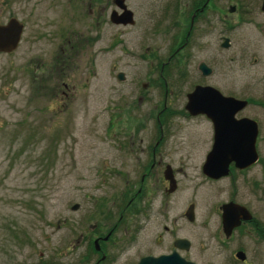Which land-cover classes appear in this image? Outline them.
<instances>
[{
	"label": "rangeland",
	"instance_id": "rangeland-1",
	"mask_svg": "<svg viewBox=\"0 0 264 264\" xmlns=\"http://www.w3.org/2000/svg\"><path fill=\"white\" fill-rule=\"evenodd\" d=\"M80 2L83 4L85 0H0V24L13 17L23 25L18 47L9 54L0 52V264H91L90 225L96 221L103 225L106 221L103 213L111 208L112 219L107 225L104 223L109 227L120 210L118 202L112 201L114 195L119 196L126 188L125 178L136 180L134 161L122 156L137 147H130L128 140L124 143L127 137L115 135L138 128L137 123L126 121L122 115L125 106L129 102L135 106L137 95L143 96L142 102H138L142 107L162 106V90L156 93L139 85L146 77L147 66L139 56L143 48L137 50L131 44L132 35H126L127 44L111 48L96 65L91 61L89 48L83 45L74 58L66 59L65 63L60 59L58 72L54 71L51 66L55 65L56 56L67 50V41L72 45V32L87 26L88 18L81 16L77 6ZM229 2L224 0L223 4ZM248 2L255 6L252 23L232 28L224 25L227 46L221 47L219 39L215 44L214 33L209 34L211 40L206 41L204 50L199 47L205 42H197L201 53L198 50L194 54L191 64L196 68L202 56L212 69L204 82L224 95L251 102L239 115L248 116L257 124L258 159L248 172L247 177L253 180L248 198L245 189H240L239 194L249 200L253 217L262 227L264 15L256 9L261 0ZM139 32L138 28V36ZM131 33L136 36L135 29ZM102 35L101 31L99 37ZM152 35L143 36L140 45L154 44ZM155 37L157 45H166L167 35ZM101 44L102 39L98 45ZM119 71L124 75L122 81L114 76ZM191 74L193 79L188 85L176 87L171 93L175 110L184 102L189 84L197 78L202 80L199 74ZM60 82L67 85L66 97L61 98ZM140 117L143 118L137 116ZM173 124L183 125L179 119ZM187 128L195 137L176 143L179 147L197 148L196 153L191 151L193 160L209 148L212 129L207 121L191 123ZM119 154H123L120 161ZM120 162L128 164L123 171L125 178L118 175V166H113ZM225 186L226 182H220L205 187L195 198H189L183 191L177 193L166 210L168 216L176 218L174 229L165 232L164 222L151 218L140 233L128 231L122 238L116 236L125 242L121 248L134 249L137 255H158L167 252L172 239L178 236L190 241L189 250L181 251L180 255L194 264H240L226 262L229 251L239 242L248 264H264V241L251 229L250 234L244 231L235 235L228 247H218L221 235L217 232L218 217L213 205L227 197L229 189ZM186 201L198 202L192 223L177 218L186 208ZM74 204L78 205L75 210L71 209ZM157 205L156 201L154 206ZM99 207L102 212L95 215ZM104 225L100 234L108 229ZM122 255L128 257L125 251ZM123 261L124 258L116 264H129ZM129 261L131 258L126 262Z\"/></svg>",
	"mask_w": 264,
	"mask_h": 264
},
{
	"label": "flooded vegetation",
	"instance_id": "flooded-vegetation-1",
	"mask_svg": "<svg viewBox=\"0 0 264 264\" xmlns=\"http://www.w3.org/2000/svg\"><path fill=\"white\" fill-rule=\"evenodd\" d=\"M229 1L225 5L223 4L224 0H85L83 4L81 2L77 4L80 8L81 16L88 18L87 26L76 33L72 32L74 35L70 40L72 45L67 41V50H62L56 56V63L51 66L54 71L58 72L60 59L65 63L66 59L74 58L83 45L89 48L91 61L96 65V61H100L108 55L111 48L126 45V35H132L133 42L131 44L137 50L143 48V51L139 52V56L145 60L147 66L146 77L139 85L144 89L150 87L156 93L163 91L161 108H158L157 104H150L149 107L147 104H143L145 111L142 112V104L138 102H142L143 96L137 95L138 102L136 105L134 106L132 105L133 102H129V105L125 106L126 112L122 113L126 121H131L138 125L137 130L115 134L122 135L124 138L127 137L124 139V143L128 140L130 147L133 145L137 147L131 149L130 153L118 155V158L123 155L122 157H130L134 161L136 180L131 181L125 178L126 175L123 174V171L126 170L128 164L121 162L113 164V166H118V170H116L118 175L126 179L124 182L126 188L119 196L114 195L115 199L112 201L118 202L120 210H118L116 219L109 224V227L105 226L104 223L107 225L112 219L113 211L109 208L103 213V217H106L103 225L104 228L108 229L103 234H100L103 230V225L98 224L99 221L90 225L88 231L93 251L91 264H116L122 258H124L125 261L123 262L125 263L138 264L140 259L146 256L168 255L173 251L184 260L190 261L187 260V257L180 255L181 251L187 252L190 248V241L184 237H174L171 248L165 253L137 255L134 249L125 248L124 250V248H121L125 244V242H122L124 240H121L122 235L128 233V231H132L133 234L140 233L150 222L151 218L163 221V230L170 232L174 229L176 218L168 216L166 210L167 208L170 209L174 203L172 200L173 196L183 191L184 195L187 194L189 198H195L199 196L203 188L207 187L208 189L209 186L220 182H226L227 187L225 186V189L228 188L229 191L225 200L213 205L218 217L217 232L221 235L217 243L218 247L220 249L228 247L229 241H232L235 235H240L244 231L247 234L254 231L264 241V225L261 227L260 222L253 217L252 210L248 206L249 200L244 199L245 195L239 194L240 189H245L247 192L246 198H248L253 180L252 177L247 176L253 164L240 168L230 158V152L224 153L227 150H219L212 153L214 135L212 121L205 113L188 106L187 95L196 86H212L203 80L204 77H208L212 73V69L205 59L201 56L196 68L191 64V59L199 48L204 50L207 44L206 41L211 40L209 34L214 33L215 44L219 39L221 47L224 46V43L227 46L229 40L227 37H223L224 25L232 28L242 23H252L251 15L255 12L253 3L251 5L248 0ZM263 1L261 0L256 9L264 15L262 9L264 7L262 5ZM162 23H164L163 26L161 25ZM138 28L140 36L137 35ZM132 29H135L136 36L131 33ZM101 31L103 35L99 37ZM146 34H153L150 38L154 44H147L142 47L140 42L145 39L143 36ZM159 34L167 35L164 47L157 45L155 36ZM101 39L102 44L98 45ZM202 40L205 44L197 48V42L201 43ZM160 48L166 50L160 51ZM126 53L130 54V52ZM199 53H201L200 50ZM192 70H195V72ZM191 73L199 74L202 80L197 78L196 82L189 84L190 90L185 93L184 102L179 109L175 110V101L170 99L171 93L176 87L188 85V81L193 79L190 77ZM114 76L117 81L124 79V75L120 71ZM60 83L63 87L60 91L61 98L66 97L68 92L67 85L64 82ZM216 89L224 95L218 88ZM224 96L235 97L233 95ZM148 103H151L150 100H148ZM249 103L251 104L246 99L245 105L233 114L234 119L250 118L243 114L239 115L240 112L249 106ZM152 112L153 117L151 116ZM137 116H143V118H137ZM177 119L183 125L180 124L178 126L175 124L174 126L173 121ZM204 121H207L212 129L211 143L209 148L201 154V157H196L192 160L191 151L196 153L198 149L192 146L179 147L178 144L188 137H195L188 131L187 125L191 123L203 124ZM123 127L126 126L124 125ZM108 135L111 134L109 133ZM176 136L178 137L176 138ZM177 139L181 140L178 141ZM210 158V169L204 171L203 168L207 165V161ZM118 160L120 161V158ZM226 162L227 168L224 174L215 177L208 173L211 171L221 172ZM110 171L114 170L110 169ZM189 172L193 173V176ZM184 182H189V184ZM188 185H192V187L189 188ZM156 201L158 205L155 207ZM232 204L238 205L244 211H239L238 209L230 211L227 206H232ZM185 207L177 218L187 223H192L194 221V210L198 207V202L186 201ZM101 212V207H99V210L95 211V215L101 214ZM223 212L236 219H224ZM116 236H121V238L118 239ZM178 239L186 241L188 243L187 246L182 248L175 245ZM124 251L128 253V257L122 255ZM237 253L242 258L237 256ZM129 258H131V261L126 262ZM245 258L243 246L238 242L235 248L229 251L226 262L248 264ZM36 263L38 264V262Z\"/></svg>",
	"mask_w": 264,
	"mask_h": 264
},
{
	"label": "water",
	"instance_id": "water-1",
	"mask_svg": "<svg viewBox=\"0 0 264 264\" xmlns=\"http://www.w3.org/2000/svg\"><path fill=\"white\" fill-rule=\"evenodd\" d=\"M264 5V1L263 4ZM264 11V7L262 8ZM22 24L15 18H9L5 24H0V52L9 53L13 51L19 42L22 32ZM224 46L225 43H224ZM188 106L205 113L213 124V145L212 153L217 151L230 152V158L236 162L237 167H245L256 162L257 154L255 151V140L257 135V126L255 121L248 118L234 119L233 114L245 105V101L237 100L233 97L222 96L216 89L210 86H196L195 89L187 95ZM228 110V111H226ZM239 133V134H238ZM211 153V154H212ZM215 157V156H214ZM223 157V155H222ZM211 158L204 166V171L210 169ZM227 168V162L224 163V169L221 172H208L212 176L224 174ZM223 172V173H222ZM215 174V175H214ZM74 204L71 209H76ZM230 211H244L236 204L227 206ZM223 218L234 220L236 218L223 212ZM243 218V217H242ZM248 218V217H246ZM245 219V218H244ZM187 242L178 239L175 245L186 247ZM237 256H240L237 253ZM138 264H194L186 261L173 251L168 255H159L157 257L146 256Z\"/></svg>",
	"mask_w": 264,
	"mask_h": 264
}]
</instances>
